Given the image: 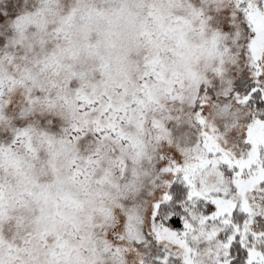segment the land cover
<instances>
[{
    "label": "snow or ice",
    "instance_id": "6c2138e0",
    "mask_svg": "<svg viewBox=\"0 0 264 264\" xmlns=\"http://www.w3.org/2000/svg\"><path fill=\"white\" fill-rule=\"evenodd\" d=\"M0 264H264V0H0Z\"/></svg>",
    "mask_w": 264,
    "mask_h": 264
}]
</instances>
